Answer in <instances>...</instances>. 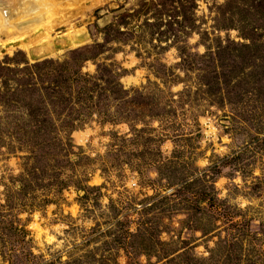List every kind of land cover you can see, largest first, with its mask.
Segmentation results:
<instances>
[{
	"label": "rangeland",
	"instance_id": "1",
	"mask_svg": "<svg viewBox=\"0 0 264 264\" xmlns=\"http://www.w3.org/2000/svg\"><path fill=\"white\" fill-rule=\"evenodd\" d=\"M52 1L0 32V264H264V0ZM73 70L125 105L70 129Z\"/></svg>",
	"mask_w": 264,
	"mask_h": 264
},
{
	"label": "trees",
	"instance_id": "2",
	"mask_svg": "<svg viewBox=\"0 0 264 264\" xmlns=\"http://www.w3.org/2000/svg\"><path fill=\"white\" fill-rule=\"evenodd\" d=\"M192 6H194V4H192ZM75 54H78V52L77 53L75 52ZM85 60L86 59L83 58V61ZM4 70L5 69L3 67H0V76L4 72ZM107 74L110 80H113L115 78V76L110 75V72H107ZM69 76L72 78L74 82V86L78 89L77 90V93L79 94L78 104L80 105V107L77 108V105L72 106L73 105L72 100L68 98V101L65 100L63 103H61L60 105L61 107H58V113L60 116L64 117V122L66 123V125H69L70 129L74 128L76 123L86 124L89 121V119L92 118L93 116H97L101 118L100 115L104 113L105 110L104 108L106 107V105L109 106V103H107L109 98L112 99L113 104L116 105L115 107L117 110H121L122 106L125 105L126 102L125 97L126 95H128V93L124 91L121 86L115 87L113 81L107 80L112 84L108 83L107 81H104L106 80L104 76L99 77L98 81L105 82L104 84L106 86V90L104 89V87L99 88V83L97 82L96 85L97 88L101 89L97 99L95 97V93H98V90H94L90 86H88L89 81L92 79H90L86 75H83V73L75 70H73L71 74L69 73ZM65 78H67V73H65ZM224 82L225 84H227V81ZM50 91H51L50 89H47L46 93H50ZM104 91H108L111 94V96L104 94L103 93ZM25 96H27L28 98L30 97V95H25ZM128 103H130V101H128ZM29 106L31 108L30 125L33 128L36 127L38 130L42 132H46L47 128H50L51 126L49 122V118L46 115L42 114V109L40 108L38 109L37 105L29 103ZM41 116L43 118H41ZM113 118L114 115L112 119ZM110 120L111 117L109 121ZM202 196L200 198H202ZM201 201L202 199L199 200V202ZM10 230L11 231L13 230L12 232H16L18 231V228L15 226H11Z\"/></svg>",
	"mask_w": 264,
	"mask_h": 264
},
{
	"label": "bare ground",
	"instance_id": "3",
	"mask_svg": "<svg viewBox=\"0 0 264 264\" xmlns=\"http://www.w3.org/2000/svg\"><path fill=\"white\" fill-rule=\"evenodd\" d=\"M55 5L52 0H0V32L23 39L30 29L48 30L59 20Z\"/></svg>",
	"mask_w": 264,
	"mask_h": 264
},
{
	"label": "water",
	"instance_id": "4",
	"mask_svg": "<svg viewBox=\"0 0 264 264\" xmlns=\"http://www.w3.org/2000/svg\"><path fill=\"white\" fill-rule=\"evenodd\" d=\"M49 54H51V49L49 47L36 48L32 50L31 53L33 59H38L42 56H48Z\"/></svg>",
	"mask_w": 264,
	"mask_h": 264
}]
</instances>
